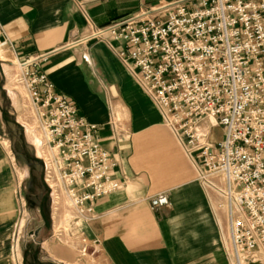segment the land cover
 Here are the masks:
<instances>
[{
  "label": "crops",
  "instance_id": "1",
  "mask_svg": "<svg viewBox=\"0 0 264 264\" xmlns=\"http://www.w3.org/2000/svg\"><path fill=\"white\" fill-rule=\"evenodd\" d=\"M180 1L195 0H0V61L38 62L56 92L98 125L99 141L116 162L113 178L121 183L92 203V219L70 218L60 238L51 231L46 182L43 190H25L28 175H21L0 127V264H237L226 196L202 182L199 157L189 155L164 122L119 58L120 45L89 38ZM162 193L170 205L153 210L151 198ZM34 219L38 225L23 236ZM75 236L95 252L82 256ZM242 264H264V253Z\"/></svg>",
  "mask_w": 264,
  "mask_h": 264
},
{
  "label": "built area",
  "instance_id": "2",
  "mask_svg": "<svg viewBox=\"0 0 264 264\" xmlns=\"http://www.w3.org/2000/svg\"><path fill=\"white\" fill-rule=\"evenodd\" d=\"M89 38L120 45L119 58L164 122L199 157L202 182L226 196L236 263L264 253V0L180 1ZM18 64L60 178L78 215L90 220L92 203L121 187L112 175L116 162L98 125L56 92L38 62ZM216 128L219 139L212 138ZM169 205L165 193L151 198L153 210ZM87 249L82 238V256Z\"/></svg>",
  "mask_w": 264,
  "mask_h": 264
},
{
  "label": "rangeland",
  "instance_id": "3",
  "mask_svg": "<svg viewBox=\"0 0 264 264\" xmlns=\"http://www.w3.org/2000/svg\"><path fill=\"white\" fill-rule=\"evenodd\" d=\"M20 75L21 70L18 63L0 61V109L3 112L0 127L5 132V137L9 139L16 159H20L21 175H28L23 184L25 190L27 192L34 189L43 190L41 182L45 184V178L48 179L46 184L52 196L54 212L51 231L63 238V235H67L70 230L68 220L74 215H79L52 159V150L46 144L45 133L39 122L37 110L26 86L19 81ZM221 132L220 128H216L213 133L214 138H219ZM27 162L30 166H27ZM47 170L50 173H47ZM34 214L35 212L31 215L36 217ZM37 225V220H30L27 229H23V236H27L28 231ZM74 241L80 250L82 238L75 236ZM93 252L94 249L88 246L87 254H93Z\"/></svg>",
  "mask_w": 264,
  "mask_h": 264
}]
</instances>
